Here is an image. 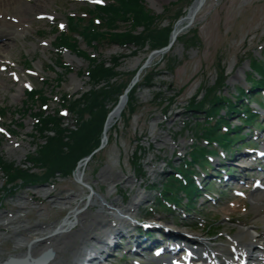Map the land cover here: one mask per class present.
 <instances>
[{"label": "rangeland", "instance_id": "374dc122", "mask_svg": "<svg viewBox=\"0 0 264 264\" xmlns=\"http://www.w3.org/2000/svg\"><path fill=\"white\" fill-rule=\"evenodd\" d=\"M21 1L25 2L26 0ZM40 1L45 2L46 7L38 9L39 12L52 14L55 24L61 22L66 25L67 15L83 17L85 21L89 17H85L86 13L83 9L87 0ZM175 1L145 0L144 5L148 10L157 14H161L165 9H169L171 12L181 10L186 13L194 0L192 2L184 0L173 5ZM33 2L32 0L28 3L33 4ZM168 21H171L170 18L158 24L165 26ZM185 23L181 22L175 27H183ZM25 25L27 29L23 35L8 41L2 39L0 60L2 62L10 60L13 65V68L9 66L10 70H15L19 77H23L25 74V60L32 62L31 69L34 74L29 78L33 86L42 88L43 95L50 100L47 102V109L44 112L53 115L55 110L59 109V104L55 102L56 96L59 97L60 94L72 96L88 88V77L84 74L87 70V63L83 59H75L73 54H70L68 62L73 70L63 74L62 83L57 86L53 80L54 75L47 71L46 66L49 59L54 57V52L50 47L57 36L56 33L51 35L53 24L46 20H37L35 11H31L27 15ZM191 28L197 29L194 47L185 48L176 42L172 50L165 54L164 60L158 56L152 60V63L140 74L139 82L145 74L155 73L159 78L155 80L156 86L152 89L142 87L136 91L133 113L129 115L126 122L118 118L112 124L107 144L102 149L93 152L85 166L80 167L79 172L82 173V181L91 186L95 194L103 196L105 201L110 204L123 206L122 210L138 192L144 194L145 199L140 202L137 213L134 217L128 218L131 219L127 224L128 227L134 226L135 221L140 219H149L151 221L159 220L168 228L182 230L183 228L188 229L192 223L196 222L197 218L201 217L204 219L203 225H198V229L192 232L193 237L198 241L203 240L211 246H216L225 243L224 235H234L241 223L251 224L254 215L250 213V205L247 202L250 195L249 189L241 187L246 196L249 194L246 198L225 197L216 207L207 203L202 205L203 200L200 199L197 201L194 211H189V217L181 219V221L176 216L172 220L171 217H168V213L152 212L149 218H145V210L153 204L154 196L153 192L147 188L145 180L132 177L131 156L132 154L141 156L139 162L146 170L147 178L151 179V182L154 179L158 181L161 173L169 171V163L177 166L181 162V157L177 153H184L192 144L191 139H194L191 132L185 131L179 122V120L181 121L179 115H184L185 106L190 98L198 92L199 96H202L204 91L198 90L202 86L213 85L216 77L221 73V69L225 78L222 88L223 95L230 96L236 88H248L245 76L250 60L264 54V0H207L195 17L193 24L183 29L179 37L187 34V30ZM118 31L123 32L124 27L121 25V29ZM140 31L141 29H137L136 32ZM44 42L47 46L42 45ZM78 47L88 56L95 55L96 58L99 57L108 65L112 56L125 55L126 57L119 59L121 64L117 67V70L122 73L135 71L149 53L145 48L144 52H138L134 56L131 54L136 50L134 47L121 48L107 43H103L97 48L90 47L82 38L78 41ZM168 66L172 69L169 70ZM41 76L49 78L47 84H42ZM127 77L126 75L123 79ZM158 94L159 97L156 98ZM171 98H173V102L168 106ZM24 103L27 102L20 82L11 81L6 73L0 72V106L21 109ZM27 104L30 114L41 110L38 101ZM163 109H167L165 117L162 115ZM26 115L21 121L12 110H9L0 121L3 123V126L1 125L3 129L6 126L10 129L8 125L11 123H23L15 136L7 138L0 135L1 156L5 161H15L22 168L33 167V163L25 162L27 154L33 149L31 139L33 120L29 117L28 112ZM62 122L63 126L73 128L75 120L70 115ZM33 139L36 137L34 136ZM41 142L42 140L38 139L35 143L40 144ZM14 143L18 145L13 146ZM139 146L142 148L140 149ZM239 154L238 152L237 155ZM238 163L244 166L248 165L246 160H240ZM106 166L107 170H105ZM101 171L103 178L99 177ZM32 172L40 174L39 169L32 168ZM73 173L76 175L75 170ZM254 173L257 174L255 170ZM247 174L254 175L249 172ZM75 175L53 180L49 183L52 188L49 187V184H43L30 189H16L12 194L0 193L2 197L0 200L1 217L5 219L6 212L14 214V218L9 220L11 226L14 227L0 226V261L9 256L25 255V246L16 247L13 236L27 237L28 232H31L34 227L37 229L43 227L45 228L42 229L44 237H46L56 224L70 212L71 207L76 206L80 209L84 206L83 201L89 190L75 181ZM2 177L3 173L0 171V183ZM234 185L238 186L237 183ZM71 196L76 198L70 201L67 198ZM236 200L239 202V208L233 206ZM63 203H67L69 206L62 207ZM232 208L235 209L232 210ZM100 210L104 213L107 212L103 209L102 204L95 202L93 198L91 206L85 212L94 215L92 213ZM24 219L33 228L24 230L21 223ZM207 227L210 229L207 230ZM258 230L261 232V229ZM211 231H215V234L211 235ZM3 236H10L11 239H4ZM119 254V252L116 253V257ZM67 258L68 256L65 257V259ZM107 261L110 264H127V262L115 260L114 256H109ZM147 263L146 260L142 261V264Z\"/></svg>", "mask_w": 264, "mask_h": 264}, {"label": "trees", "instance_id": "16d2710c", "mask_svg": "<svg viewBox=\"0 0 264 264\" xmlns=\"http://www.w3.org/2000/svg\"><path fill=\"white\" fill-rule=\"evenodd\" d=\"M182 1L184 0H176L173 5ZM88 12L92 17L100 20L99 25L94 24L91 18L86 23L82 19L69 18L68 34L61 35L55 43L56 46L67 48L88 62L90 89L77 98L66 99V96L62 98V106L67 107L77 116L76 128L75 130L63 128L61 118L57 115L37 113L39 123L35 125V130L45 142L42 145H37L29 160L33 162L36 169L40 170V174L32 173L30 169H23L15 165L13 161H5L0 155V165L4 169V176L8 178V182L20 180L22 186H31L55 180L57 177L65 178L71 175L77 163L99 147L106 116L117 103L136 72L122 73L117 70L121 64L119 59L126 57L125 55L112 56L110 66H107L105 61L100 58L89 57L78 48V39L74 35L80 36L88 46L95 48L103 43L123 47L134 46L136 50L131 54L135 56L138 52H144L145 48L151 51L165 47L176 21L185 14L181 10L171 12L169 9H165L163 14L153 15L145 7L144 0H111V4L94 7ZM167 18L171 20L168 21V24L165 26L158 24ZM121 25L124 27L123 32L118 31L121 29ZM139 28L141 31L136 32ZM196 39L197 29L191 28L187 30V34L178 37L177 42L185 48H191L194 47ZM165 57L163 56V60ZM48 66L69 73V69L64 67L58 58L51 59ZM168 67L169 70L172 69L170 66ZM126 75L128 77L123 79ZM157 75L155 73L145 74L140 83L130 91L127 105L121 114V119L125 122L135 109L137 89L154 86L155 80L159 79ZM57 76L59 85L62 82L63 73H57ZM224 79L221 69V73L216 77L213 85L201 87L200 92L204 91L201 99L198 98L200 94L198 92L188 102L186 109L192 114L193 120L186 123L184 129L192 132L198 141L200 138L207 140V145L195 141L188 148L178 167L174 168L169 163L172 173L161 174L158 180L161 188L156 185L152 186L158 192L155 199V206L158 210L165 209V201L180 204L184 199L187 201L186 205L190 207L194 198L199 196V190L192 180V175L196 173L195 170L198 167L203 168L204 164H207L205 158L207 153L216 154L212 143H218L219 146L227 149L236 146L239 139L247 137L246 134L241 133L243 130L241 127L229 123L230 118L236 117L244 128L255 124V116L244 100L248 101L250 98L261 95L260 89L264 88V54L262 57L250 60L249 71L246 74V81L250 84L248 92L237 88L230 98L224 96L222 94ZM35 95H39L40 103L46 102L47 99L41 90L28 94V100L33 102ZM172 102L173 98L168 102V106ZM7 110L9 109L0 108V115H3ZM28 111V106L15 109V113L20 117L25 116ZM162 111L165 113L167 109ZM221 111H224L225 114L220 115ZM198 115L203 118L202 122L198 121ZM222 127H225V130H222ZM138 159L135 154L132 168L137 176H143L144 170ZM175 172L179 173L184 181L177 179L174 176Z\"/></svg>", "mask_w": 264, "mask_h": 264}, {"label": "bare ground", "instance_id": "6f19581e", "mask_svg": "<svg viewBox=\"0 0 264 264\" xmlns=\"http://www.w3.org/2000/svg\"><path fill=\"white\" fill-rule=\"evenodd\" d=\"M33 1V4H29L21 0H0V39L8 41L26 33L25 20L29 12L35 11V15L40 14L38 9L46 7L45 2ZM99 177L103 178V173H100ZM74 198L76 197L71 196L67 199L72 201ZM93 198L95 202L102 204L103 209L107 210L106 213L101 210L92 213L94 215L85 211L79 212L74 216L76 222L67 231L55 236L48 234L46 238L43 230L34 227L32 232H28L27 237L15 236V245L26 246L32 241L29 250L25 253L32 257L51 248L54 257L47 264H88L96 260L98 255L111 244L114 239L112 237L119 234L128 223V217L135 216L140 202L144 201L145 197L138 192L124 210H122L123 206L110 204L98 194L90 197V205ZM249 202L250 213L254 215L251 224L241 223L236 233L214 250L215 254L222 257L221 261L219 263L212 261L211 264H238L240 260L241 264H264V191H254L249 197ZM105 204L108 205L107 208ZM74 213L75 210L72 209L69 217ZM7 223L4 221L2 224ZM258 229H261V232ZM200 243L203 249H211L205 241L201 240Z\"/></svg>", "mask_w": 264, "mask_h": 264}, {"label": "water", "instance_id": "95a60500", "mask_svg": "<svg viewBox=\"0 0 264 264\" xmlns=\"http://www.w3.org/2000/svg\"><path fill=\"white\" fill-rule=\"evenodd\" d=\"M207 0H194L193 3L191 4V6L189 7L186 16L182 19H180L177 22L176 27L181 23V22H186V25L183 28H175L170 35V42L169 44L165 47L162 48L158 51H152L147 59L145 60V62L143 63V65L140 67V69L138 70V72L136 73L133 81L130 83V85L128 86V88L124 91L123 95L119 98V101L117 103V105L111 110V112L107 115L104 127H103V137H102V145L99 148H102L106 143H107V135L106 132L110 127V123L113 122L114 118H118L121 111L123 110L126 102H127V95L129 93V91L132 89V87L135 85V83L138 81V77L139 74L141 73V71L145 68H147L152 60L153 57L158 56V55H162L166 52H168V50L172 47V45L174 44V42L176 41V38L178 36V34L180 32H182L183 29L187 28L188 26H191L193 24V21L195 19V17L197 16L198 12L203 8L204 4L206 3ZM77 213V212H76ZM67 218V217H66ZM66 218L64 219L63 223L65 222ZM53 251L52 249H48L45 252H43L41 254V256L39 257L41 261V264L43 263V261L45 262L46 258L51 259L53 257ZM29 258V256L27 257ZM13 262H17L16 264H29L30 262H33L32 260L29 259H20V260H12L9 259L6 263L3 264H10ZM29 262V263H28Z\"/></svg>", "mask_w": 264, "mask_h": 264}, {"label": "snow or ice", "instance_id": "6c2138e0", "mask_svg": "<svg viewBox=\"0 0 264 264\" xmlns=\"http://www.w3.org/2000/svg\"><path fill=\"white\" fill-rule=\"evenodd\" d=\"M95 2H97V3H101V2H102V0H95Z\"/></svg>", "mask_w": 264, "mask_h": 264}]
</instances>
